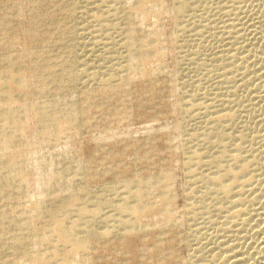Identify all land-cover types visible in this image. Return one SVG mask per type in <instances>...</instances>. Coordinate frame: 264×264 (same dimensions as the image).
Here are the masks:
<instances>
[{"label":"bare ground","instance_id":"obj_1","mask_svg":"<svg viewBox=\"0 0 264 264\" xmlns=\"http://www.w3.org/2000/svg\"><path fill=\"white\" fill-rule=\"evenodd\" d=\"M100 1L102 0H89L88 3L93 6ZM102 3L106 4L109 1L104 0ZM164 4L163 0H122L120 6L118 5L119 7L107 6L109 10L106 12L107 14L105 13L106 15L114 14L117 16L118 10L120 9L122 12L123 9V12H128L130 19L135 23H133L134 26L137 25L138 28L137 26L136 28L130 27L131 29L128 28V30L126 28L127 36L131 39L128 44L131 43V48L135 50V53L130 51V58L128 59L126 54L125 61L129 60L125 62L127 66L121 65L122 67H120V63H118L119 67L116 65L117 68H113V65L112 70L106 73L107 78H104L97 69L100 70L99 66L91 68L92 66L88 64L89 61L80 57V53L77 52V44L79 45V43L76 41L81 37L82 30L85 29L82 26V28L78 27L76 19L79 17H76L81 12L85 13L87 6L82 7L74 0H0V264H109L113 259L115 261V257L122 252L132 259L139 256L142 259L139 264L154 262L159 264V262L171 260L166 258L167 253L164 255L165 258L159 259L158 257L157 261L151 260V256L154 255L156 258L158 253L160 255L163 250H161L162 246L159 245L161 241L158 238L159 241H155L154 246L151 247L152 250L143 248L146 254H144L145 251L140 250L141 246L138 244L148 237L153 236L156 239L155 235L160 236V231L163 229L170 228L172 232V228L175 227V225L173 226L175 216L171 207L175 196L169 187L175 182L173 181V174H171L172 167L170 169L161 167V171L158 172L160 180L151 179L152 173L148 175L149 177L146 176L147 179L151 180L150 182L146 179V182L152 183L154 180L153 182L156 183L155 181L158 180V184L162 181L163 184L160 183L162 188L159 186L160 188L157 189L164 191L168 186V191L165 190L164 192L166 194L170 192L168 196L161 192L163 196H157L158 198L154 202L145 203V198L148 199L147 191L153 190L152 188L158 187L160 184L152 183L154 186L144 184L141 182L143 176L138 184L141 173L133 169L135 163L132 159L133 153L136 151L135 145L137 143L134 144L136 140L133 141V146L124 139L128 145L133 147L127 145L130 150L128 151L129 148L126 146V148L123 147L126 151L123 149L122 152H120V148H118L120 151H117L116 147V151L112 150L113 153L115 151V155L113 154L115 157L111 155L112 151L110 153L112 159H109V154V157L102 159L99 150L94 153L93 159L90 157L80 159L77 154L81 149H78L74 142V139L82 135L84 129L91 130L93 128L95 130L99 128L93 125L94 116L90 118L87 115L93 106L95 107L97 103L103 105L104 101L111 102L108 104V106L110 105L109 109H112L113 100L117 104L121 103L116 116H127L132 120L137 117L139 120L145 121L158 119L159 116L155 115H160L161 108L166 106L165 101L162 102L164 100L162 89L164 88L156 86L157 78H155L163 73V71L160 72L163 68L158 65H161L159 60L165 52V45L160 39L164 31V25H161L160 22L168 13ZM97 6H95L96 9H98ZM187 6L189 8V4L187 5L185 0H178L172 8L171 13L175 17L178 29L181 28V20L189 10ZM83 8L84 10L80 11ZM104 18V14L95 13L94 15V19L102 26ZM127 22H129L127 25L131 23L130 20ZM158 22L161 26L156 25ZM148 24L150 28L146 29L149 27ZM111 25L113 23L106 26L111 27ZM130 70L132 74L127 72ZM88 71L92 72L88 74ZM133 71L135 72L133 73ZM85 75H88L90 80H87ZM91 80L95 82L93 84L95 88L90 86ZM85 82L89 83V86ZM145 94H150L151 99L147 101L144 97ZM86 96H92L89 105L83 101ZM84 105H88L87 111H85ZM147 105L149 106L147 107ZM98 108L95 109L98 110ZM103 109L105 108L103 107ZM100 119L104 120L103 118ZM100 119L98 118V120ZM104 128L106 127L103 126L102 130ZM108 130L110 129L104 131ZM222 133L216 135L218 143H220L221 136H224ZM162 138L164 141L168 140L169 134H163ZM102 141L107 142L108 146L116 145L110 136L101 138L100 143ZM148 142L145 143L148 145L150 144ZM153 144L155 145L156 142ZM143 146L145 149L146 145L141 146L142 150H144ZM131 148L134 152L131 151ZM136 148L138 149L140 146ZM141 148L137 154L142 151ZM156 148L153 146L155 152L157 151ZM153 149L149 150L153 152ZM147 151L145 149L141 153L142 155L138 154L139 157L142 156V163H146L145 169L151 163L149 160L151 161L150 158L153 156L150 154L151 157H147L149 156ZM238 151L234 155L236 158L231 157L232 165L226 167L222 165L223 168L221 169L220 164L218 165L220 169L219 172H216L220 175L218 180L217 177L209 175L210 178L207 176L203 181H207L208 178L207 184H210L208 186H215L218 191L227 190L229 195L230 193L231 195L234 194L235 192H231V190L237 185H233L234 188L230 190L228 183L225 184L226 178L233 177L232 172H237L233 171L235 169H238V173L240 171L243 173L247 169L243 167L244 162H241V154ZM116 152L118 153L116 154ZM194 152H192L193 155ZM137 154L133 158L138 157ZM195 155L193 159H201V157L197 159ZM224 156L226 157V154ZM123 157L129 161V165L131 164L130 169L120 165ZM107 158L112 163H117L114 166L115 169L111 168L114 170H112L113 172L117 173L116 175H120L118 178L122 180L121 194L116 192L118 200H108V197L104 198L105 196L99 199L100 197H90L89 194L90 198L84 196L87 193L86 187L84 189L81 186L77 188L78 180L76 177L86 176L88 181H95L98 175L91 171L90 165L92 166V163L94 164L99 159L107 161ZM63 160L68 161V165L72 166L69 169L66 167V169L59 168V163ZM107 169H110L109 165H107ZM110 171L106 170V173H111ZM159 175H154V177ZM146 177H143L142 180ZM242 181L239 184L237 182V184L243 187L246 183L241 184ZM210 182L214 185H211ZM173 186L175 185L173 184L172 188ZM225 193L226 191H224ZM224 194H222L223 197ZM239 194L238 196L241 197H238L239 201L240 199L242 201V195ZM232 198H234L233 195ZM94 200L97 202L95 203ZM235 201L230 202L240 203L238 199ZM105 209L116 212L110 214L111 219L113 218V221L110 220V222H114L115 226L109 227L113 234L116 231L115 228L118 227L119 237L116 241L113 239L114 237H107L106 233L109 229H106L105 233L93 228V223L100 219L103 214L109 215L111 213V211L106 214L103 213ZM125 212L127 214L135 213L142 219L145 217L150 219L164 218L163 226H156L157 228H155V226L150 227V224L146 227L134 215H130L131 217L128 215V217ZM113 213L118 217H113ZM104 217L103 219L106 218ZM113 234L110 236H114ZM159 238L161 239L162 236ZM102 241L103 243H101ZM105 253L107 255L110 253V256L105 257ZM127 262L129 261L127 260L124 264Z\"/></svg>","mask_w":264,"mask_h":264},{"label":"rangeland","instance_id":"obj_2","mask_svg":"<svg viewBox=\"0 0 264 264\" xmlns=\"http://www.w3.org/2000/svg\"><path fill=\"white\" fill-rule=\"evenodd\" d=\"M74 1L82 7L87 6V13L81 12L76 17L80 18L76 19L78 27L82 26L85 29L82 30L81 37L76 41L79 43L77 52L80 53V57L89 61L88 64L92 66L91 68L99 66L100 70L97 69L101 76L107 78L106 73L112 70L113 65V68L116 65L117 67L125 66V62L129 61H125L126 54L128 59L130 51L135 53L134 48H131V43L128 44L131 39L127 36L126 28L127 30L130 27L136 28L137 25L134 26L135 23L130 19L128 12H123V9L122 12L120 9L118 10L120 15L119 13L117 16L106 15L109 10L107 6L119 7L122 0H108L109 3L106 4L102 3L104 1L102 0L93 6H90L89 0ZM163 1L168 12L160 22L161 25H164V27L162 26L164 28L163 36L161 35L160 39L165 45V52L159 60L161 65L158 66L163 68L159 67L160 72L163 71V73L155 78H157L156 86L164 88L162 89V98L164 99L162 102L165 101L166 106L161 108L160 115H155L159 116L156 121H145L139 120L137 117L132 120L130 117L118 115V119H116L121 103L117 104L115 100L111 105H117L111 106L112 109H109L110 105L108 106V104L111 103L109 101L108 103L104 101L103 105L97 103L95 107L92 105L94 110L90 109L87 116L90 118L94 116L93 125L100 129H84L82 135L77 137L78 139H74L76 147L81 149L77 157L93 159L94 153L99 150L102 159H104V157H109L112 150L116 151V147L117 151L121 150L120 152H122L128 145L127 141L129 144H133V141L136 140L135 146L141 148L144 144L147 146H145L146 151L153 149V146L157 147L156 152L154 149L153 152L147 151V155H149L147 157L150 158L153 155L147 169L144 168L146 163H142V156H138L145 150L144 146V150L141 148L142 151L138 154L137 151L140 148L135 147V153L131 148L134 156L135 154L138 156L132 157L135 163L133 169L141 173L138 184L142 176L149 177L150 173L153 175L150 176L151 179L160 180L158 172L161 171V167L164 169L172 167L171 174H173L175 182H171L175 186L172 188L173 184L169 183L172 184L169 187L175 196L174 199L172 197L173 205L171 207L175 216L174 220L177 223L174 222L173 226L175 225V227H171L172 232L170 228L160 231V236L165 240L160 239L158 234L155 235L156 239L161 241L159 245L164 251L162 250L163 253L161 251L160 255L158 253L156 258L154 255L151 256V260L157 261L158 257L162 259L167 253L166 258L171 260L163 262L165 260L163 259V263L159 260V264H264V0H185L187 5L189 4V8L187 6L189 10L181 20L180 29H178L175 17L171 13L178 0ZM83 10L84 8L80 9V11ZM101 12L105 15L102 21L103 26L94 19L95 13L103 15ZM128 18L131 21V26L127 25L129 20L126 21V19ZM110 23L113 25L107 27L106 25ZM160 23L158 22L156 25H160ZM148 26L146 29L150 28L149 24ZM118 63H120L119 66ZM90 72L92 71L87 73L90 74ZM127 72L132 74L131 70ZM84 77L90 80L88 75ZM86 82L85 84L89 86L90 83V86L95 88L93 80L89 83ZM87 97L89 96L84 97L83 101L89 105L92 96ZM144 97L147 101L151 99L150 94H145ZM115 102L116 104L113 105ZM88 105H84L85 111H87ZM96 107H99V111L102 107L101 111L97 112ZM115 109L117 110L115 111ZM162 111L166 112L162 113ZM98 118L104 120H98ZM103 126L106 127L104 130H110H102ZM220 132H223L224 136H221L222 141L220 140L218 143L216 135ZM163 134H169V138L172 137L171 139L167 138L169 142H167L168 140L164 141ZM106 136L112 137L116 145L108 146L105 141L100 143L101 138ZM129 138L132 142L128 140ZM124 139L127 141L125 142ZM145 142L150 144L147 145ZM128 146L133 147L132 145ZM128 146L127 148H129ZM127 150L129 151L130 148ZM237 150L241 154L243 160L240 159L241 162H244L243 167L249 170L245 168L247 172L243 173L239 170L240 174L238 169H235L233 171L237 172H232L233 177L229 174L230 177L226 178L228 182L225 181V184L228 183L230 190L234 188L233 185L237 186L234 188L235 190H231V192H235L232 193L235 199L232 198L231 193L230 196L227 190H224L226 197L228 196L226 198L224 191H218L215 186H208L210 185L207 184L208 178L207 181L203 180L209 175L217 177L218 180L220 175L216 172H219L223 166L232 165L231 157L236 155ZM115 151L114 153L112 151V156L115 155ZM192 152L201 154H194L197 159L198 157L201 159H193ZM124 158H121L120 165L130 169L131 164L129 165V161ZM234 158L236 157L234 156ZM108 160L99 159L94 164L92 163V166L90 165L91 171L98 175L95 181H88L86 176L76 177L77 188L81 186L84 189L86 187L87 193L85 191L84 196L88 198L91 196L100 197L99 199L105 196L104 198L108 197V200H118L116 192L121 194V185L123 184L119 179L120 175L113 172L117 163H112L109 160L112 163L110 165ZM67 162L61 161L59 168L69 169L72 165L69 166ZM103 162L104 164H102ZM106 164L109 165L111 171L107 169ZM106 170L111 173H106ZM195 170L196 172H194ZM154 175L159 176L154 177ZM198 175L199 177H197ZM239 176L240 178H238ZM143 177L141 178L142 183H154V180L152 183L146 182L147 177L142 180ZM239 179L243 180L241 184L246 183L245 186L238 185ZM147 180L151 182L150 179ZM162 180L164 181L163 177ZM85 181H87L86 184ZM157 181H155V185L162 182L157 184ZM161 184L158 187L155 186V190L154 188L151 190V187L148 188L150 190L147 191L148 199L145 198L147 200H144L145 203L154 202L156 198L163 196L161 192L168 196L170 192H167L168 186L166 189L163 188V190H167L168 194L164 192L165 190L157 189L161 187ZM211 185L214 184L211 183ZM122 192L125 193L124 190ZM238 194L242 195V201L241 199L239 201ZM237 199L240 203L235 204ZM230 201H235V203ZM94 202L97 201L94 200ZM94 202L91 203L94 204ZM110 211L111 213H109ZM112 212L114 211L105 209L103 213H109V215L103 214L93 223V228L106 233V229L112 227L111 225L115 226L114 222V224L110 222V220L113 221L110 216ZM114 215L113 217H118L116 214ZM125 215H134L146 227L150 224V227L155 226V228L163 226L164 218L161 217V219L159 217L142 219L135 213L127 214V212ZM115 230L113 234V231L109 229L106 234L109 238L114 237L113 239L116 241L119 237L118 227ZM112 234L114 236H110ZM156 239L152 236L144 239L143 244L140 241L138 244L141 246L140 250L142 249L143 252L145 251L143 248L152 250L151 247L154 246L155 241H159ZM142 251L141 254H143ZM109 254L105 253L104 255L106 257L110 256ZM127 260L129 262L126 264H139L142 261L139 256L132 259L122 252L115 257V261L113 259L109 264H124Z\"/></svg>","mask_w":264,"mask_h":264}]
</instances>
